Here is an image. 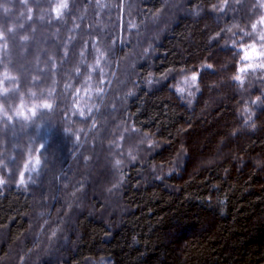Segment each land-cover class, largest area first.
I'll list each match as a JSON object with an SVG mask.
<instances>
[{"label": "trees", "instance_id": "obj_1", "mask_svg": "<svg viewBox=\"0 0 264 264\" xmlns=\"http://www.w3.org/2000/svg\"><path fill=\"white\" fill-rule=\"evenodd\" d=\"M5 15L27 58L42 48L51 64L55 113L80 122L87 90L92 111L79 139L72 125L51 141L37 180L0 184V264H264V0H0ZM116 122L151 137L156 165H180L149 183L125 169L119 216L70 213L86 189L78 158Z\"/></svg>", "mask_w": 264, "mask_h": 264}, {"label": "rangeland", "instance_id": "obj_2", "mask_svg": "<svg viewBox=\"0 0 264 264\" xmlns=\"http://www.w3.org/2000/svg\"><path fill=\"white\" fill-rule=\"evenodd\" d=\"M23 4L19 3V6ZM6 21H8L6 15L0 18V184L25 187L41 176V173L39 175L40 165L46 166L53 160L54 142L51 143V141L55 136H60L66 141L71 132L69 127L73 125L79 139L84 129L81 127L83 119L87 122L86 116L92 110L86 111V104L83 103L84 97L89 95L87 90L86 93L80 94L81 98L74 108L80 116V122H76L73 117H68L66 112L62 116L61 112L55 113L59 109L52 107L51 103L44 98L51 92V64L42 59V48L35 52L34 59L27 58L30 44H25L17 32L7 27ZM155 23H157L156 20ZM93 73L102 77L106 69L95 67ZM178 83V92L185 99L190 98V95L195 92L193 77L185 76ZM35 92L41 94L40 99L34 97ZM121 100L122 96L116 97L114 103L117 104H113L109 109L113 111L117 106V110L120 111ZM51 114H53L52 119ZM105 128L107 126L103 131ZM101 134H98L97 139ZM150 138L147 134L133 131L125 122H118L108 135L107 132L101 135L96 146L89 150V153L93 154L78 158L85 172L79 182L83 186L85 184L86 189L80 194L81 198L79 196L76 201H71L70 213L74 211L81 213L86 210L91 217L95 215L99 220H103L104 217L110 218L114 214L119 216L118 213L121 210L117 206L118 191L123 184V171L128 167L140 166L139 178L144 183L156 180V175L160 174L162 178H167L169 173L180 165V159L174 158L171 165L165 164L167 166L165 168L156 165L152 160L156 147ZM69 174L71 175L67 181L75 177L76 171H70ZM60 183L59 180L57 184L62 185ZM59 199L61 200V197L53 201H59ZM88 199L96 200L95 212L84 205ZM78 201L82 203L81 206L78 205ZM43 205H46L45 199ZM100 209L101 211L97 212ZM71 217L70 214L67 215L65 222L72 224ZM38 219H41L40 215ZM63 231L58 234V239L62 248L65 249L68 243L67 235ZM0 241H3L1 234ZM51 250L52 246L48 244L45 251L50 253ZM45 255L40 258H46ZM35 263L36 261H33L31 264Z\"/></svg>", "mask_w": 264, "mask_h": 264}, {"label": "snow or ice", "instance_id": "obj_3", "mask_svg": "<svg viewBox=\"0 0 264 264\" xmlns=\"http://www.w3.org/2000/svg\"><path fill=\"white\" fill-rule=\"evenodd\" d=\"M45 107H50L49 105H45Z\"/></svg>", "mask_w": 264, "mask_h": 264}]
</instances>
